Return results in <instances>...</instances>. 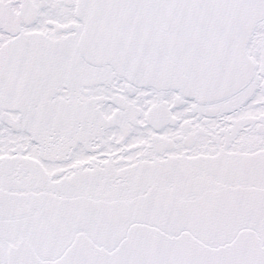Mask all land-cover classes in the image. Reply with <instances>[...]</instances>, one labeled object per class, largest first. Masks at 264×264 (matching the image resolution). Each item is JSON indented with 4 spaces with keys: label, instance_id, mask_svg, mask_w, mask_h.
<instances>
[{
    "label": "snow or ice",
    "instance_id": "snow-or-ice-1",
    "mask_svg": "<svg viewBox=\"0 0 264 264\" xmlns=\"http://www.w3.org/2000/svg\"><path fill=\"white\" fill-rule=\"evenodd\" d=\"M0 264H264V0H0Z\"/></svg>",
    "mask_w": 264,
    "mask_h": 264
}]
</instances>
